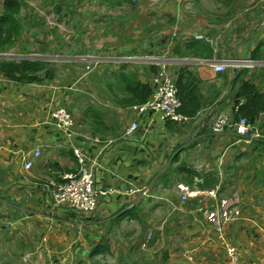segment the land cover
<instances>
[{"label": "crops", "instance_id": "0c3cea01", "mask_svg": "<svg viewBox=\"0 0 264 264\" xmlns=\"http://www.w3.org/2000/svg\"><path fill=\"white\" fill-rule=\"evenodd\" d=\"M207 1L139 0L133 5L128 0H115L113 4L99 0V5L95 3L85 7L82 15L81 25L85 31L82 49L81 43L76 45L79 49L76 50L71 42L74 28L70 22H61L65 32L57 30L63 36L61 41H65V44L62 42L63 48L61 42L56 46L55 38H48L51 53L58 52L51 56L56 65V77L52 81L18 85L0 76V237L8 241L0 242V253L9 254L7 260L0 258V264H18L20 258L14 252L11 256L8 249L22 250L21 259L31 252L37 256L35 261L42 260L38 256L39 251L43 254L57 253L56 250L69 246L70 236L74 240L72 251L78 250V244L79 250L82 249L79 240L88 249L77 253V258L81 259H86L88 253L98 246L107 250L116 247L126 249L133 244L138 247L140 243L135 238H139L146 227V220L150 216L155 217L157 210L162 213L166 207L168 215L177 218L192 215L185 211V214L180 213L181 207L188 205L193 210L199 209L197 214H202L204 225L193 221L194 229L190 235L194 239L181 246L182 254L176 252L179 245L171 246L168 262L226 263L224 249L215 238L211 225L207 224L210 207L215 206V201L200 197L202 207L199 204L193 207V200L181 203L177 192L175 196L165 194L170 191L168 186H171L169 182L172 184L174 174L163 180L166 169L180 166L178 169L182 173L176 178V184L199 188L200 183H194L195 178L202 182L212 178L217 185L209 190L218 188V198H222L221 186L236 185V179L228 173L229 170L237 167L240 155L245 157L246 154L260 160L256 165L260 169L255 171L264 175V137L245 145L239 142L232 128L226 129L222 135L211 132V120L219 112L224 111L232 117L233 104L229 97L236 73L232 70L216 73L209 65L213 61L241 58L239 56L243 52L249 58L252 54L264 55V11L246 15L230 13L223 19L219 10L206 4ZM24 2L38 7L37 0ZM96 14H99L98 22ZM237 32L248 37L239 38ZM47 43L40 40V45ZM243 44L247 50L243 49ZM218 45H223V49ZM257 46L259 48L255 51ZM143 49H147L145 56L163 57L171 62L172 71L188 67L197 78L199 90L208 104L186 124L157 122L154 128L146 129L143 123L141 129L128 139L123 133L133 120L129 111L133 103L128 99L125 89L128 81L123 77L134 79L135 76L136 81L150 84V74L154 73L150 67L138 61L130 62L135 59L129 60V57L140 58L138 52ZM50 55L41 57L46 59ZM36 56L40 58L37 54L29 58ZM84 58L86 65L81 66V71L74 72L79 69L80 59ZM87 66L90 70H86ZM80 77H84L87 89L84 94L89 95L88 98L83 97L81 105L73 104L75 88L71 86V82ZM254 84L264 90V78L258 77ZM63 106L72 107L74 116L80 114L69 136L56 129L52 120L53 111ZM255 126L264 136L260 122ZM75 147L87 153L89 163L96 160L92 168L95 187L115 191L99 200L97 211L91 217H83L90 220L83 219L84 222L78 223H75L76 214L65 212L54 204L48 187L50 180L60 182L63 175L77 172L78 165L72 153ZM37 148L40 150L39 159L31 169L25 170L24 164ZM171 156L178 158V162H171ZM253 178L257 195H263L260 191L264 188V177L255 175ZM133 203L134 207L128 209ZM62 216L74 222L73 229L78 224L83 225L84 234L78 244H75V231L71 234L68 228L72 222L60 220ZM250 219H243L244 229L235 225L229 232L230 225L224 233L226 244L236 249L243 264L256 261L264 254V219L258 223ZM120 233L126 240L118 243L114 238ZM203 250L213 251L206 252L214 256L210 258L212 261L201 259L204 253L200 251ZM75 258H70L72 264L76 263ZM45 259L48 264L62 263L61 259L58 262L53 257Z\"/></svg>", "mask_w": 264, "mask_h": 264}, {"label": "rangeland", "instance_id": "374dc122", "mask_svg": "<svg viewBox=\"0 0 264 264\" xmlns=\"http://www.w3.org/2000/svg\"><path fill=\"white\" fill-rule=\"evenodd\" d=\"M62 0H56V2L54 3V5L52 7H48L46 10H42L39 7L35 6L32 7L33 10L35 11V15L32 17L35 18L34 22L36 23L37 27L32 28L28 34H26V29H27V23L23 24L24 25V30H21V36H18L14 41V46L10 51H7L6 53H0V56H6L3 58H11V59H21V58H25L23 55L19 54V51H23L26 46L28 48L29 52H39L42 51V49L40 48V46L44 47L43 45H40V40H44V42H47L48 38L52 39L55 38V40H57L58 37L57 34H54L50 37H48V33H47V29L48 25H47V21L48 19L46 18L47 15L41 14L39 13L37 10L43 11V13H46L44 11H49L50 8H53L55 6V4L58 2L61 4L60 9L62 11V13L60 15H57L56 12L54 11V14L57 15V17L55 16L56 21H59V19H61V22L65 21V22H70V25L73 26L74 31L71 32V42L73 45H75V49L78 50V47H76L77 44H82L83 43V38L82 36L84 34H82L81 36H79V34H81V31H84L81 25V20L82 18H84L82 15L85 12V4H89L87 2V0H85L82 4L79 3V6H77L76 9L73 8V6H68V10L66 11V7L65 4H63ZM96 0H92L91 4H95ZM114 0H111V3L113 4ZM57 3V6L59 5ZM206 4L210 5V7H214L217 10H219L220 14L219 16H221V18L224 19L225 16L229 15L230 13H234L236 15L240 14V13H244L246 14H250L251 12H255V11H264V0H208L207 2H205ZM81 4V5H80ZM49 5L48 3H45L44 6ZM52 12V11H51ZM1 14V13H0ZM28 14V12H27ZM92 16H94L95 14L91 13ZM115 15V14H114ZM97 19L96 22H98L100 19L98 18L99 14H96ZM106 17H109L108 14L105 13ZM116 16V15H115ZM244 16V15H243ZM249 19V18H248ZM51 21V19L49 20ZM262 23V22H261ZM81 25V26H80ZM62 26V24L60 25ZM262 27H264V25H262ZM87 30V29H86ZM52 31V30H50ZM41 33V35H39L38 33ZM65 32V31H64ZM85 32V31H84ZM238 33V37L239 38H247L248 36L245 34H242L241 32H237ZM64 35L66 36L67 34L64 33ZM61 38H63V36H61ZM65 39V37H64ZM17 40V41H16ZM54 40V41H55ZM63 40L61 41V47L63 48L64 45H62L63 43L65 44V41L63 42ZM67 42V41H66ZM27 44V45H26ZM72 44L71 46H69L68 48L71 49L72 48ZM244 46L243 49L247 50L246 44H243ZM142 45H140L141 47ZM219 49H223V45H218ZM68 49V52L70 51ZM66 54L68 53L67 50H65ZM54 54H58V52H53ZM62 53V52H61ZM59 53V54H61ZM79 53V52H77ZM109 53V52H108ZM139 55L141 56L140 58L144 57L145 54L147 55V50L143 49L141 50ZM37 55L43 56L41 53H36ZM45 57V56H44ZM184 57V56H183ZM239 57H241V59H248L249 57L247 56V53L243 52L242 55H240ZM0 58V59H3ZM35 59L38 58L36 57H30V59ZM140 63H144V62H148L146 60H137ZM58 62V61H56ZM193 63H195L194 61H192ZM85 58L84 59H80L79 64H78V70L74 71V72H79L82 70V65H86L85 64ZM262 66L259 68H256L254 71H249V73H258L261 69H264V62H261ZM60 66V63H58ZM56 66V65H55ZM231 70V69H228ZM86 71V70H85ZM227 72V71H226ZM233 73V72H232ZM264 74V73H263ZM84 83V77H80L78 79H76V82H71V86L72 88H75V91L73 92V104H79L81 105L83 97H87L88 98V93L84 94V92H87V89H85V83ZM64 85V84H63ZM66 86V85H65ZM84 87V88H83ZM91 98V97H90ZM64 108H66L65 106H63ZM70 113L71 116L73 118V122L77 119L76 117H78L80 114L78 113L76 116H74V114L72 113L73 108L69 107L66 108ZM75 118V119H74ZM207 149H211V148H207ZM171 162H178V158L174 159V157H170L169 159ZM205 160V158H204ZM260 163V160L253 157L250 158L249 155H245V157H241L239 158L238 161V165H236L237 167L234 168L233 170H229V174L234 176L236 179V185H230L229 187L227 185L225 186H221L220 187V192H221V197L222 198H231V197H237L239 199V204L238 207L241 211V217L238 221H236L235 223H233L230 227H229V232L231 231L232 227L235 225H239L240 229H244V226L242 225L243 219L245 218H251L250 220L254 221L255 223H258L259 221H262L264 219V188H262V190L260 191V193H263V195H257V188H255L254 185V178L253 176L257 175L258 178L260 177H264L263 173H256V168H258V166H256L257 164ZM171 164V163H170ZM178 168H180V166H176L174 169L172 168H168V170H165V176L163 177V180H166L168 178L172 177V174H174L173 180H172V184L169 182L168 188L170 189V191L168 192V190L165 192V194H169L170 196H180L179 193L177 192V185H179L180 183H177L176 178L179 177V175L182 173L181 170H179ZM260 169V168H258ZM225 175H229L227 174V172H224ZM194 183H197L196 181ZM176 185V186H175ZM176 188V191H175ZM177 192V194H176ZM163 204H167L162 202ZM203 206V205H202ZM201 206V207H202ZM160 207H163V205H160ZM181 207V205L178 207V209ZM166 207H163L162 209V213L159 212L157 210V212L154 213L155 217H149L146 220V227L142 229V232L139 234V238H135L136 242L141 243L143 240V236L146 233V230H149V233H151L152 235V239H151V243L148 245V247L144 250L140 249V244L138 245V247L136 245L133 244L132 247L129 248H114L112 250H109L108 253L96 256V257H90L89 253L87 258H77V253L80 251L86 252L85 250H88L87 247L84 245V242L80 241V237L83 236L84 232V228L82 224H78L76 229H73L72 226L74 227V222H72L71 220H66L64 216L61 217L60 220H66L72 223H69L70 225H68L69 231L71 232V234L73 233V231H75V244H78V240L79 242H81V247L82 249L79 250V246L77 245L76 249H78L76 252L72 251V246L74 244V240L71 239L72 236H70L69 239V246H63V249H59L56 250L57 253L51 254L48 251L47 254H43L42 251H39V255L42 257V260L37 259V261H35V259L37 258L36 254L33 255V253H28L27 256H24V263L21 259V252L22 250L19 249H8V252L12 255V252L15 253V255L17 257H19L20 259H18V264H48L45 257L46 258H56L57 261L59 262V260L61 259L62 263L60 264H72L70 262V258L71 257H76L74 259V261L76 263L74 264H171L168 262V258L165 260V255H168L169 253V249H172L173 245H179L180 247L178 249H176V252H178V254H182L181 251H183L182 249V245L183 244H187L189 241L193 240L194 237L193 235H190L193 232L194 226H192V224L195 222H200L204 225V220H203V216L202 214L198 213L197 214V210L192 208L191 205L188 206H184V208L181 207V214L184 213V211L187 213H191L192 215L189 216H181V217H177V218H171L170 215H168V210H165ZM63 211H65V208H61ZM193 210V211H192ZM66 212V211H65ZM67 212H70L67 210ZM73 213V212H70ZM66 214V213H65ZM76 214V213H74ZM185 214V213H184ZM262 215V217H261ZM75 216V223L78 222H84L85 220L88 221L90 219H86L83 218L82 216L76 214ZM87 217H91L90 215H87ZM83 219H85L83 221ZM189 220V222L187 221ZM248 222V220H247ZM209 225V222L207 223ZM206 224V225H207ZM263 225H264V221H263ZM257 228H255L256 230ZM145 231V232H144ZM188 231L189 233L186 234L185 232ZM146 235V234H145ZM0 236H2V234H0ZM209 239L211 240L212 237ZM114 240L118 243L123 242L124 240H126L125 237H122L121 233L119 235H117ZM154 240V243H152ZM259 240V238H258ZM257 241V240H255ZM0 242H5L7 243L8 241H6L3 237H0ZM208 243V242H207ZM211 243V242H209ZM100 242L97 243V245H99ZM90 251V250H89ZM60 252V253H58ZM212 253V250H203L200 251V253H204L201 256V259L205 262L206 259H209V261H212L210 258H213V255L207 254V253ZM5 254H1L0 253V258H2L3 260L6 259L8 257V253L4 252ZM36 253V252H34ZM86 254V253H85ZM176 260V259H173ZM9 261V260H8ZM207 261V260H206ZM174 263V262H173ZM5 264H9L8 262H6ZM13 264V262H12ZM195 264V262H194Z\"/></svg>", "mask_w": 264, "mask_h": 264}, {"label": "built area", "instance_id": "2783aa9c", "mask_svg": "<svg viewBox=\"0 0 264 264\" xmlns=\"http://www.w3.org/2000/svg\"><path fill=\"white\" fill-rule=\"evenodd\" d=\"M26 1V0H23ZM131 4L136 5L139 0H128ZM4 0H0V8L3 6ZM52 7V6H51ZM52 11V12H51ZM39 13L47 15L46 22L49 29H57L64 32V27L60 22L56 21L53 8L49 11L38 10ZM51 19V21H49ZM200 39L201 37H196ZM135 59V60H133ZM146 60L148 62L140 63L147 67L154 66L156 71L150 74L149 81L152 87V94L150 98L142 104H134L129 107V111L133 114V120L124 130L125 138H132L140 129L144 123L145 128H154L157 122L166 123L171 122L178 125L186 124L191 121L180 113L181 102L178 98V89L176 86V76L178 71L170 70V64L168 60L163 57L144 56L142 58L129 57L130 62L136 63L137 60ZM216 73H225L228 69L234 72V76L243 69L248 71H254L256 68L262 66L261 62L253 61L250 59L241 58H227L220 61L209 62ZM86 70H90L87 66ZM238 107H232V113L237 112ZM52 120L54 127L67 136L71 134V130L74 127V122L71 114L63 107L55 109L52 113ZM232 128L235 132L239 142L245 145H250L255 139L261 138V132L259 129L250 124L247 119L241 118L238 121L232 119L231 114L221 111L218 115L212 118L210 124V130L215 135L224 134L225 130ZM95 142L100 143L98 140ZM111 142H109L110 144ZM109 144H106L109 146ZM73 156L77 162L78 170L76 173H69L63 175L60 182L50 180L48 187L50 188V195L56 206L63 207L66 210L76 213L82 217L87 215H93L98 208L99 200L111 196L115 193L112 188H96L95 179L92 168L96 163H89L87 153L80 147L72 148ZM40 150L37 148L33 156L24 164V169L29 170L33 167L35 160L39 159ZM262 167L264 168V154L262 158ZM195 181L202 184V180L195 178ZM177 192L179 193V199L181 203H186L190 200H200V197H207L215 201V206L208 214L209 224L213 228L215 238H217L223 247L225 254V264H243L240 262V256L235 248L226 244L224 240L225 229L238 221L241 217V211L238 207L239 199L237 197L231 198H218V188L199 191L194 188H189L183 184L177 185ZM134 203L129 206L128 209H132ZM152 235L147 232L142 242L140 243V249L144 250L151 242ZM246 264H264V254L256 261H252Z\"/></svg>", "mask_w": 264, "mask_h": 264}, {"label": "trees", "instance_id": "16d2710c", "mask_svg": "<svg viewBox=\"0 0 264 264\" xmlns=\"http://www.w3.org/2000/svg\"><path fill=\"white\" fill-rule=\"evenodd\" d=\"M62 1L63 4L67 6V11L69 9L68 6H73V8L76 9L77 6H79V3L82 4L85 0ZM91 1L92 0H87L89 4L86 3L85 7L91 5ZM107 1L111 3V0ZM55 2L56 0H37V5L40 9L46 10L48 7L53 6ZM45 3H48L49 5L44 6ZM57 3L53 7V11H55L57 15H60L62 13L60 9L61 4L58 3L59 5L57 6ZM95 3L98 4L99 0H96ZM0 13V53H6L7 51H10L15 45L14 40L18 36H21V30H24L23 24L27 23V29L25 31L26 34H28L32 28L37 27V25L34 22L35 18L32 19V17L35 15L32 6L23 0H4V4L0 9ZM58 22L61 23V19H59ZM41 33L42 32L38 34L41 35ZM47 33L48 37L54 34L60 36L59 32H57V29H47ZM83 33L84 31H81L80 36ZM55 42L56 46H58L61 42V37H58ZM160 43L161 42H159V44ZM49 44L51 43H47L43 48H41L42 55L51 54L46 59H43V57L30 59V55H35L36 53L40 52H29L27 46L23 51H19V54L25 56V58L11 59L3 58L6 56H0V58H3L0 59V76L18 85H38L52 81L56 77V72L54 68V61L51 59V56L54 54H52L51 50H49ZM82 48L83 44H81V49ZM258 48L259 47L257 46L255 51H257ZM250 59L257 62H263L264 55L260 54L259 56L258 54H252ZM150 71L155 72L156 68L151 66ZM263 73L264 69H261L258 73H249L247 69L239 71L235 78L232 79L233 88L229 98L231 99L233 106L238 107L237 112L232 113L234 121L245 118L250 124L253 125L256 123L259 124L260 122V127L263 129L264 133V90L262 86L254 84V80H256L258 77L264 78ZM123 80L128 81L125 89L128 94V99L131 101V103H133V105L145 103L150 98L152 94V87L148 82H138L135 80V76L134 79L133 77L127 78L124 76ZM176 86L178 89V98L181 102L180 113L188 119H193L203 108H205V106H207L208 103L203 98L202 93L199 90V82L197 78L188 67H179L176 76ZM166 123L168 124L171 122ZM261 137H264L262 133ZM262 152H264V145L262 146ZM214 182L215 181L212 180V178H206L203 180L202 184L199 185L200 189L198 187L197 189L209 190L210 188H214L217 185ZM192 202L193 207H196L198 204L200 206L199 201L193 200ZM210 208L213 210L214 206H211ZM152 243H154V240ZM108 252L109 250L106 248L98 246L93 249L89 255L90 257H96ZM167 258V255H165V260Z\"/></svg>", "mask_w": 264, "mask_h": 264}, {"label": "clouds", "instance_id": "9594fccd", "mask_svg": "<svg viewBox=\"0 0 264 264\" xmlns=\"http://www.w3.org/2000/svg\"><path fill=\"white\" fill-rule=\"evenodd\" d=\"M2 8V7H1ZM250 59V58H249ZM251 60V59H250ZM264 62V61H263ZM249 72V71H248ZM233 132H234V130H233ZM234 134H235V132H234ZM199 179V178H198ZM197 189V188H196ZM199 190V189H198ZM199 191H204V190H199ZM205 191H208V190H205ZM218 191H219V189H218ZM217 194H218V192H217Z\"/></svg>", "mask_w": 264, "mask_h": 264}]
</instances>
